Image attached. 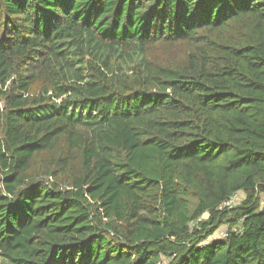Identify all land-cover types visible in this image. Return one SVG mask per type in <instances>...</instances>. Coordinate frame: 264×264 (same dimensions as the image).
Wrapping results in <instances>:
<instances>
[{"label":"trees","instance_id":"16d2710c","mask_svg":"<svg viewBox=\"0 0 264 264\" xmlns=\"http://www.w3.org/2000/svg\"><path fill=\"white\" fill-rule=\"evenodd\" d=\"M260 194L264 0H0V264H264Z\"/></svg>","mask_w":264,"mask_h":264},{"label":"built area","instance_id":"2783aa9c","mask_svg":"<svg viewBox=\"0 0 264 264\" xmlns=\"http://www.w3.org/2000/svg\"><path fill=\"white\" fill-rule=\"evenodd\" d=\"M236 198H238L239 200L237 201ZM244 200V193L242 192H238L233 194L232 196H230L225 202H223L220 206H219V210L221 211H229V210H233L237 207H239L241 205V203ZM258 208L259 210H263L264 209V194H260L259 195V203H258ZM221 227H224V229H221ZM220 228H218L214 233H217V236L214 237V233L208 237L206 240L202 241L201 243V247H205L206 245H208L210 242H213L215 240H225L228 237V230L226 226H221ZM156 264H164L163 260H160L158 263Z\"/></svg>","mask_w":264,"mask_h":264},{"label":"rangeland","instance_id":"374dc122","mask_svg":"<svg viewBox=\"0 0 264 264\" xmlns=\"http://www.w3.org/2000/svg\"><path fill=\"white\" fill-rule=\"evenodd\" d=\"M162 52L163 51H160V50L157 51V53H158L159 56H163L164 55V53H162ZM182 53H183V48L182 47H178L176 50H174L172 52V54H169V56H171V57L173 56L174 58H178V57L181 56ZM236 200L238 201L239 199L236 198ZM229 211H231V210H229ZM204 218H206V216H204ZM221 229H224V227H221L220 230ZM213 236L216 237L217 236V233H214ZM163 262H164V264H169V261L166 260V259H164Z\"/></svg>","mask_w":264,"mask_h":264}]
</instances>
